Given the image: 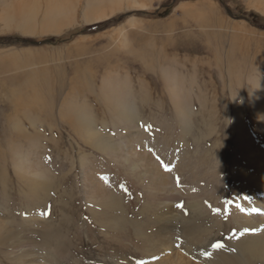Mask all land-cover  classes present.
<instances>
[{
	"label": "rangeland",
	"instance_id": "1",
	"mask_svg": "<svg viewBox=\"0 0 264 264\" xmlns=\"http://www.w3.org/2000/svg\"><path fill=\"white\" fill-rule=\"evenodd\" d=\"M51 2L56 33L48 0H0V220L81 264H203L194 212L264 230V0Z\"/></svg>",
	"mask_w": 264,
	"mask_h": 264
},
{
	"label": "bare ground",
	"instance_id": "2",
	"mask_svg": "<svg viewBox=\"0 0 264 264\" xmlns=\"http://www.w3.org/2000/svg\"><path fill=\"white\" fill-rule=\"evenodd\" d=\"M51 1L55 0H48V3L50 4L47 6L48 10L46 17H52V15L55 13L54 2ZM95 6H98V4L95 3ZM95 6L93 8H95ZM115 9L116 5L114 6V10ZM114 10L111 7V10L108 13H102L101 18L107 15L109 16V13L113 12ZM46 17L41 20V29L44 32H59L61 30V26L58 24V22H56L53 17ZM28 28V25L22 26V29ZM101 146H106V144ZM31 196H33V203L40 201L38 197H48L43 188L39 189L35 194H31ZM111 211V214L102 213L99 219L104 230L112 229L114 227L115 221H110V218L116 220V217L113 214V210ZM180 213L182 215L180 222L182 230L187 237H194L195 234L186 229L185 216L187 215V210H180ZM194 217L197 224L202 228V230L197 234V237L201 238L204 242V247L201 251L203 257L200 262L203 264L204 262L206 264H264V230H259L255 233L252 232V235H245V228L248 230L254 229L252 224L239 221L230 215H227V217H229V222L226 225L219 223L216 218H212L208 211L194 212ZM263 223L264 221H262L261 224ZM6 225L10 227V230L6 229ZM222 225L223 229L227 225L234 229V234H231L230 236L232 237V240L234 238H239L240 236V238L235 242L232 240L229 241L231 245L230 247L233 248V252L231 254H229L226 250L221 251L214 247L215 244L213 243L214 239L211 229L217 227L219 228ZM35 236L37 237V240H35ZM62 236L63 234L60 236V234H55L51 230H43L41 228L40 230L35 231L31 228H25L22 224H19L18 228L14 229L10 223L0 220V252L4 254L2 256V260L8 261V264H10L11 260L13 261L12 264H36L35 262L28 259L31 254L30 250L36 249L37 251L41 252L44 264H81L83 260L79 262L77 259H73L71 254L66 252L67 241L64 239L65 236ZM223 242L226 243V241ZM6 250L9 251V254L4 253ZM12 251L16 252L13 258L10 257ZM146 252L150 257L154 253V251L150 252L148 250H146ZM156 253V256H161L162 258L164 256L166 258L163 260L166 261L168 259V257L163 253L158 251H156ZM153 257H155V255ZM165 261L155 258V260L151 263L155 262V264H163ZM183 264H186V262H183Z\"/></svg>",
	"mask_w": 264,
	"mask_h": 264
},
{
	"label": "snow or ice",
	"instance_id": "3",
	"mask_svg": "<svg viewBox=\"0 0 264 264\" xmlns=\"http://www.w3.org/2000/svg\"><path fill=\"white\" fill-rule=\"evenodd\" d=\"M157 159L159 160V157H157ZM160 162H161V165L164 167L165 171H171V167L169 165L164 164L163 161H160ZM177 183L179 184V180L178 179H177ZM178 206L181 207V208H183V205L182 204H180ZM253 211H258V210L253 209ZM245 231H249V230L248 229H245ZM214 247L220 248V247H222V245L219 244V243H217V244L214 245ZM141 264H143V262H141Z\"/></svg>",
	"mask_w": 264,
	"mask_h": 264
},
{
	"label": "crops",
	"instance_id": "4",
	"mask_svg": "<svg viewBox=\"0 0 264 264\" xmlns=\"http://www.w3.org/2000/svg\"><path fill=\"white\" fill-rule=\"evenodd\" d=\"M239 23H241V22L236 21V20H235V21H233V20L230 21V20H229V27H239V28H242V26H243V29L248 28L247 25H246L245 23L242 24V25L239 24Z\"/></svg>",
	"mask_w": 264,
	"mask_h": 264
},
{
	"label": "water",
	"instance_id": "5",
	"mask_svg": "<svg viewBox=\"0 0 264 264\" xmlns=\"http://www.w3.org/2000/svg\"><path fill=\"white\" fill-rule=\"evenodd\" d=\"M22 42V41H21Z\"/></svg>",
	"mask_w": 264,
	"mask_h": 264
}]
</instances>
